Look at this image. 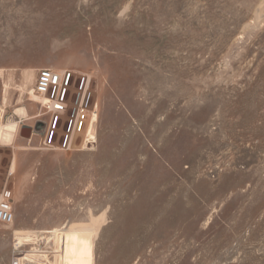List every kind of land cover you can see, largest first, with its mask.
<instances>
[{
	"label": "rangeland",
	"instance_id": "1",
	"mask_svg": "<svg viewBox=\"0 0 264 264\" xmlns=\"http://www.w3.org/2000/svg\"><path fill=\"white\" fill-rule=\"evenodd\" d=\"M260 5L0 0V189L14 214L0 264L15 241L63 264L61 229L80 235L76 264H264ZM40 68L93 77V145L38 147ZM39 234L53 239L29 242Z\"/></svg>",
	"mask_w": 264,
	"mask_h": 264
},
{
	"label": "built area",
	"instance_id": "2",
	"mask_svg": "<svg viewBox=\"0 0 264 264\" xmlns=\"http://www.w3.org/2000/svg\"><path fill=\"white\" fill-rule=\"evenodd\" d=\"M31 94L37 105L33 119L44 126L42 132L34 134L40 149L70 151L85 149L96 142L99 102L90 74L40 68ZM13 220L12 195L4 183L0 189V224L11 225ZM52 239V234L30 235L29 242L48 244ZM22 246L15 241L10 264H40L50 253L48 249L36 251Z\"/></svg>",
	"mask_w": 264,
	"mask_h": 264
},
{
	"label": "bare ground",
	"instance_id": "3",
	"mask_svg": "<svg viewBox=\"0 0 264 264\" xmlns=\"http://www.w3.org/2000/svg\"><path fill=\"white\" fill-rule=\"evenodd\" d=\"M259 8H261V5H260ZM262 8H264V7H262ZM31 93H32V89H31ZM34 98L35 97L32 95L31 96V100L33 101ZM12 121H13V119H12ZM12 171H13V169L11 168V171L10 172L12 173ZM57 235H59L62 244H63L64 241L66 242V246H64V245L62 246L61 245V247H60V250H61L62 256H63V264H76L75 262L78 259L77 243L80 240V235L78 233H76V232L68 231V230H63V229H61L60 231H58L57 232ZM24 243L25 242H23L22 245ZM17 244L18 245H21L18 242H17Z\"/></svg>",
	"mask_w": 264,
	"mask_h": 264
},
{
	"label": "water",
	"instance_id": "4",
	"mask_svg": "<svg viewBox=\"0 0 264 264\" xmlns=\"http://www.w3.org/2000/svg\"><path fill=\"white\" fill-rule=\"evenodd\" d=\"M43 128H44L43 123H41V122H36L35 125H34V127H33V132H34V133H40V132H42ZM31 130H32V129H31L30 127L23 126V127L21 128V133H22V134L30 135Z\"/></svg>",
	"mask_w": 264,
	"mask_h": 264
},
{
	"label": "crops",
	"instance_id": "5",
	"mask_svg": "<svg viewBox=\"0 0 264 264\" xmlns=\"http://www.w3.org/2000/svg\"><path fill=\"white\" fill-rule=\"evenodd\" d=\"M32 138V137H31Z\"/></svg>",
	"mask_w": 264,
	"mask_h": 264
}]
</instances>
